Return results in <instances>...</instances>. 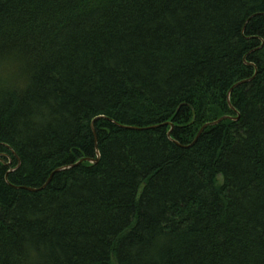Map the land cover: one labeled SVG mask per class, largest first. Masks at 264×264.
I'll return each mask as SVG.
<instances>
[{
  "label": "trees",
  "instance_id": "16d2710c",
  "mask_svg": "<svg viewBox=\"0 0 264 264\" xmlns=\"http://www.w3.org/2000/svg\"><path fill=\"white\" fill-rule=\"evenodd\" d=\"M0 264H264V0H0Z\"/></svg>",
  "mask_w": 264,
  "mask_h": 264
},
{
  "label": "water",
  "instance_id": "95a60500",
  "mask_svg": "<svg viewBox=\"0 0 264 264\" xmlns=\"http://www.w3.org/2000/svg\"><path fill=\"white\" fill-rule=\"evenodd\" d=\"M244 82H245V81H244ZM241 83H243V82H240V83H238V84H241ZM229 94H230V92H229ZM229 94H228V96H227L228 99H229ZM228 103H229V102H228ZM223 119H224V118H221L220 120H218V121H216V122L209 123V124H205V125L201 128V130L199 131V133H198L196 139L198 138V136H199V134L202 132V130H204L206 127H208V126H212V125H216L217 123L221 122ZM236 120H237V119H236ZM171 128H172V127H171ZM168 136H170V132L168 133ZM196 139H195V141H196ZM195 141H194V142H195ZM97 155L99 156L98 151H97ZM97 161H98V159H97V160L83 159V160H80L79 162H77L76 164H74V165H72V166H68V167H63V168L57 169L56 172H59V171H62V170H67V169H70V168H72V167L78 166V165H80L82 162H89V163H92V164H96ZM50 180H51V177L48 179V181L45 183V185H43L40 189H37V190H36V189H30V188H29V189H27V190L30 191V192H36V191H39V190L43 189V188L46 186V184L50 182Z\"/></svg>",
  "mask_w": 264,
  "mask_h": 264
}]
</instances>
